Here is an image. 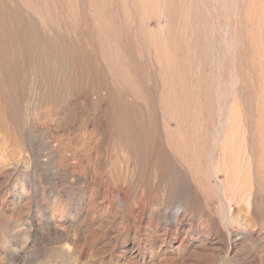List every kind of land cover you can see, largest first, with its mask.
I'll use <instances>...</instances> for the list:
<instances>
[{
	"label": "rangeland",
	"instance_id": "374dc122",
	"mask_svg": "<svg viewBox=\"0 0 264 264\" xmlns=\"http://www.w3.org/2000/svg\"><path fill=\"white\" fill-rule=\"evenodd\" d=\"M188 84L204 147H264V0H0V264H264L259 196L258 241L191 255L215 201L153 154ZM143 148L134 192L108 167Z\"/></svg>",
	"mask_w": 264,
	"mask_h": 264
},
{
	"label": "bare ground",
	"instance_id": "6f19581e",
	"mask_svg": "<svg viewBox=\"0 0 264 264\" xmlns=\"http://www.w3.org/2000/svg\"><path fill=\"white\" fill-rule=\"evenodd\" d=\"M242 30L243 29H241V31ZM244 31L245 30L242 32ZM242 32L240 33L241 35ZM243 68H245V66ZM180 90L182 89L179 88V91ZM183 91L186 92V95H183L185 98H180L178 96V92L175 89H169L165 92V114L167 117H169V122L174 125V128H172V130L165 129V135H167L168 138V147H153V154H157L156 157L158 155L167 156L174 160V162L181 168L182 172L186 175L187 181L185 198L191 199L192 201L197 200L199 195L204 196V199L208 205L211 200V203L215 201L216 206H211V208H209L210 205L207 206L209 209H211V211L204 215V222L211 226V228L213 227V229H211L209 233L205 232L206 235L203 234L200 236V240H198L199 243L192 247L191 255L197 253V251L200 250H203V252L209 253V255H211L222 249L221 244L225 246L226 244L228 245V252L230 244L239 242L240 240L258 241V238L255 236L254 232V225L252 224L253 217L251 212L252 206L254 207L256 205L252 204L253 201L255 203L256 196H259L264 201V147H246L245 141L247 138L244 139L246 136H243V133L241 142L242 147H204L202 139L203 136L200 135L197 136V138L194 131V118L197 116L195 110L193 109V104L196 102V100L194 101L193 99V88L190 84H188V86L184 88ZM246 116L244 115L245 122H243V120L241 121L240 119L234 121L232 118L233 123L230 127L235 128L239 124V128L241 129L242 127L245 135L246 130H249L250 124L246 123V118L249 117ZM261 135L262 133L260 132V136ZM214 150H216L217 153H215ZM142 152L143 155L145 154V156H140V158L138 157L140 162L134 163L131 170L129 169L131 160L133 158V161H135L134 158H136V156L134 157L129 152H127L129 154L128 158L124 160L117 159L114 162L109 163L108 167L112 172V176L115 174L121 175L123 172L125 174L124 177H127L128 174L130 175L129 180H137L135 187H133L134 192L140 188V174L141 178L152 174L154 167L153 165L156 160L154 155H151L152 157H148L149 155L146 156V148H143ZM138 163H140L141 166L138 165ZM139 167L140 169H138ZM219 178H221V180H219ZM248 191L249 194L252 195L249 200L244 199V196ZM124 199L126 200V198ZM141 212L142 210L139 213ZM233 217L236 218L232 220ZM182 218L180 220L181 223L183 222ZM137 220L138 219H135L134 224H137ZM185 221H187V223L190 222L187 219H185ZM252 225L254 230L252 229ZM258 236L260 238L264 237V229L261 230ZM210 238H212V242L210 241ZM133 254L134 252L130 253V255ZM134 256H130V258ZM252 262H255V260Z\"/></svg>",
	"mask_w": 264,
	"mask_h": 264
}]
</instances>
